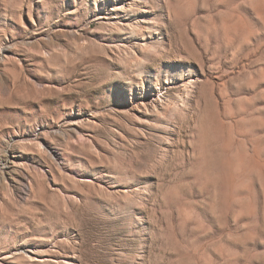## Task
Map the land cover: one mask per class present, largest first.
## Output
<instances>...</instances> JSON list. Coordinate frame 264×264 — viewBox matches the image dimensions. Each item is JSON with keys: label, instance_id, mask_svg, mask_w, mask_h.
Returning <instances> with one entry per match:
<instances>
[{"label": "rangeland", "instance_id": "1", "mask_svg": "<svg viewBox=\"0 0 264 264\" xmlns=\"http://www.w3.org/2000/svg\"><path fill=\"white\" fill-rule=\"evenodd\" d=\"M0 264H264V0H0Z\"/></svg>", "mask_w": 264, "mask_h": 264}]
</instances>
